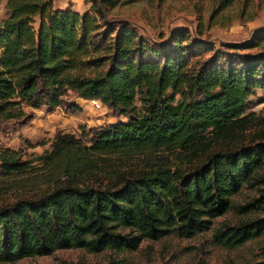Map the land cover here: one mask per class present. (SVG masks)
Here are the masks:
<instances>
[{
	"label": "trees",
	"instance_id": "16d2710c",
	"mask_svg": "<svg viewBox=\"0 0 264 264\" xmlns=\"http://www.w3.org/2000/svg\"><path fill=\"white\" fill-rule=\"evenodd\" d=\"M84 1L89 10L80 14L54 8L53 0H6L8 15L0 25V127L25 121L26 107L65 105L69 90L126 120L83 128L80 136L57 132L50 149L36 156L37 166L0 148V194L31 178L54 186L0 205V263L59 249L127 251L144 239L192 238L231 208L244 185L264 182L257 175L264 168V140L232 145L253 120L245 114L249 96L264 92V52L221 56L211 43L191 40L184 26L171 30L164 44L152 45L128 21L107 19L121 0ZM194 1L197 12L208 10L214 21L235 2ZM202 20L199 14L197 27ZM202 33L198 27L196 34ZM262 42L264 29L245 47ZM145 150L183 155L176 165L147 162L123 173L101 167L107 156ZM97 173L100 179L86 181ZM262 207L264 190L239 209L249 213ZM259 237H264V218L212 233L213 242L225 248ZM247 264H264V246Z\"/></svg>",
	"mask_w": 264,
	"mask_h": 264
},
{
	"label": "rangeland",
	"instance_id": "374dc122",
	"mask_svg": "<svg viewBox=\"0 0 264 264\" xmlns=\"http://www.w3.org/2000/svg\"><path fill=\"white\" fill-rule=\"evenodd\" d=\"M5 2L6 0H1L0 3V25L8 15ZM242 2L243 0H235L224 12L225 16L214 21L209 19L208 10L197 12L194 0H163L160 3L156 0H121L119 5L108 11L107 19L114 24L121 20L128 21L130 26L152 45L164 44L171 30L184 26L189 29L191 40L198 39L211 43L221 56L230 53L253 56L264 52V42L249 48H246L245 44L264 29V0H247L248 8L245 15L240 14ZM89 6L90 4L84 0H53L54 8L70 9L80 14L87 12ZM199 14L203 18L201 26H198L203 30L201 35L196 34ZM33 26L37 30L38 18H35ZM63 99L65 105L55 108L46 105L39 108L26 107L29 115L25 121H10L3 124L0 127V148L8 147L15 150L23 160H29L37 166L36 156L50 149L57 132L80 136L83 128L88 130L126 120L125 116L114 113L102 104L96 108L90 100H84L70 90ZM135 104L139 106L137 98ZM245 114L250 115L253 120L232 145L240 143L247 145L253 140L255 142L264 140L263 91L258 89L255 95L249 96ZM182 155L178 150H145L114 154L107 156L101 167L123 173L137 170L147 162L159 163L166 160L176 165L179 164V157ZM188 165L182 166L185 168ZM97 175L99 174L87 177L86 181H96L99 178ZM112 175L115 177V172ZM257 175L258 180L264 178V168ZM21 184L0 194V205L20 198L37 197L54 187L51 183L37 178L22 181ZM262 190H264L262 181L244 185L240 192L232 197L231 208L215 218L209 230L192 238L170 235L158 240L144 239L135 250L127 251L107 249L93 253L82 248L59 249L50 255L26 257L13 263L0 264H108L110 261L128 264H247L259 258L260 248L264 246V237L238 247L225 248L213 242L212 233L220 226L264 218V207L249 213L241 212L239 209L240 206L259 198Z\"/></svg>",
	"mask_w": 264,
	"mask_h": 264
},
{
	"label": "built area",
	"instance_id": "2783aa9c",
	"mask_svg": "<svg viewBox=\"0 0 264 264\" xmlns=\"http://www.w3.org/2000/svg\"><path fill=\"white\" fill-rule=\"evenodd\" d=\"M93 103V106H95L96 108H99L101 105V102L98 100H90Z\"/></svg>",
	"mask_w": 264,
	"mask_h": 264
}]
</instances>
